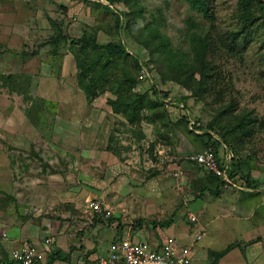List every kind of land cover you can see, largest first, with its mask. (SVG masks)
Segmentation results:
<instances>
[{
	"label": "rangeland",
	"instance_id": "rangeland-1",
	"mask_svg": "<svg viewBox=\"0 0 264 264\" xmlns=\"http://www.w3.org/2000/svg\"><path fill=\"white\" fill-rule=\"evenodd\" d=\"M206 4L210 18L187 0H0V233L35 243L85 230L103 248L112 233L102 227L124 224L118 214L94 218L88 198L113 209L128 202L143 229H195L186 208L200 192L215 195L205 190L208 172L188 158L205 148L190 121L214 137L228 133L234 170L257 182L242 198L252 208L240 210L264 222V10L255 0ZM194 33L211 41L206 61L219 79L207 88L190 63ZM84 34L137 59V67L126 59L134 82L120 89L121 66L101 73L94 62L86 75L97 94L88 97L76 63L92 52ZM178 50L186 62L175 63ZM118 89L140 96L133 122L111 109ZM244 117L251 130L234 137L229 127Z\"/></svg>",
	"mask_w": 264,
	"mask_h": 264
},
{
	"label": "crops",
	"instance_id": "crops-1",
	"mask_svg": "<svg viewBox=\"0 0 264 264\" xmlns=\"http://www.w3.org/2000/svg\"><path fill=\"white\" fill-rule=\"evenodd\" d=\"M159 160L162 161L163 159L160 158ZM204 176L206 184V173ZM209 184L215 185V182L213 181ZM205 190H208L209 193L215 196L212 198H210L211 196H202L200 198V195L203 194L200 192L198 199L194 203H190L186 208L187 214L192 212L197 218L196 222H189L190 224L196 225L195 229L191 230L189 227V229H185L186 227L183 226L179 228L184 229L182 233L174 225H167L165 228H159L157 226L155 230H152L150 225H145V238L147 239L145 232L147 233L151 229L153 231L152 238L150 239L152 244L160 242L161 239L170 235L176 237L182 244H190L195 239L196 234H202L201 238L195 242L193 264H264V222L260 221V219L255 221L252 218V212L247 214L240 210L242 207L245 210L250 207L252 208L251 204L254 203V200L251 201L250 199L242 198L244 194L248 195L247 192L255 194L254 188L237 189L235 187L225 188L220 186L215 191L212 187L206 189L205 186ZM140 193L142 194V192ZM209 193L206 194L209 195ZM144 194H146L147 200L150 201V195L147 192ZM87 200L92 199L88 198ZM117 206H119L117 207L118 209H114L115 216L119 214L122 208H125L128 214L132 210L128 202L123 204L118 203ZM86 208L90 211L87 205ZM92 214L90 211V215ZM92 216L98 219V216L95 214ZM102 228L104 234L109 236L112 233L109 236L110 239H113L117 234V229L115 228ZM163 229L171 230V234L166 235L162 231ZM83 232L82 236L80 235L81 232L78 233L81 237L77 239L73 233L64 236L56 232L53 233V236H45L42 240L37 239L34 244L41 255L42 264H81L79 262L80 260H84L83 264H95L97 257L103 253L112 239H109L106 246L102 248V244L95 246L90 241L91 237L95 236V234H88L85 230ZM172 232H176V234H172ZM7 235L9 240H4L0 236V261L2 262L7 261L10 249L19 240V238H14L8 233ZM56 236L59 238L58 241H56ZM47 237L52 238L50 245L45 244V238ZM105 238L107 237L105 236ZM105 238L104 241H106ZM81 245L82 248H80Z\"/></svg>",
	"mask_w": 264,
	"mask_h": 264
},
{
	"label": "built area",
	"instance_id": "built-area-1",
	"mask_svg": "<svg viewBox=\"0 0 264 264\" xmlns=\"http://www.w3.org/2000/svg\"><path fill=\"white\" fill-rule=\"evenodd\" d=\"M189 124L190 127H193L194 122L190 121ZM224 153L225 155H221L220 159L212 148L208 147L193 153L188 158L218 176L223 187L246 189L245 183L229 174L234 158L233 153L227 148ZM87 207L93 213L92 215L95 214L99 219L106 220L115 216L114 209L105 202L87 200ZM117 216L124 226L117 231L103 253L97 257L95 264H193L195 242L201 238L202 234H196L190 244H182L171 235L152 244L145 238L144 229L138 227L136 221H131L128 218L125 208L120 209ZM187 218L190 223L197 220L192 212L187 214ZM0 236L4 240H9L6 232H2ZM51 242V237L45 238V244L50 245ZM79 262L83 264L84 260ZM0 264H42V262L36 245L23 238L12 246L7 261H0Z\"/></svg>",
	"mask_w": 264,
	"mask_h": 264
},
{
	"label": "trees",
	"instance_id": "trees-1",
	"mask_svg": "<svg viewBox=\"0 0 264 264\" xmlns=\"http://www.w3.org/2000/svg\"><path fill=\"white\" fill-rule=\"evenodd\" d=\"M111 2L112 0H108ZM119 1V0H117ZM126 2H130L131 0H124ZM191 8L200 10L205 17L210 18L211 14H209V11L207 9L206 0H187ZM247 0H244V3H246ZM256 5L259 9L264 10V0H255ZM263 24H264V20ZM246 24V22H245ZM208 35L200 36L198 34H192L191 36V46L190 50L192 52V61L191 66L194 64H198L200 68V76L203 81V84L205 83L206 88L213 83V81H216L219 79L218 72L215 67L210 66L209 63L206 61V54L208 52V48L210 46L211 41L208 38ZM81 42L88 44L85 46H90L91 51L89 52L86 57V63H83L79 57L76 58V63L78 68L80 69L79 75L86 79V83L83 86L84 92L86 95L90 98H93L96 96V92L93 91V88L91 87V83L94 81V77L88 78L86 75V71L91 68V66L94 64V62H100V69L101 73L106 71V68L108 65H113V63H117L121 66V77L118 79L119 82V88L125 89V85H129L134 82L135 80V74L132 73L130 70V67L128 63L126 62V59H130L131 64L133 63L134 67L138 66L137 59L132 58L131 55L125 50V48L117 44L115 42L107 43L104 45H100L95 43L94 38H89L85 34L82 35V37L79 39ZM164 46H166L167 39L165 38L164 41H162ZM169 54L175 56V52H171V50L168 51ZM178 58L174 59L176 64H181V62H186V58L188 57V53H182L180 50L177 51ZM117 58H122V60H118ZM180 62V63H179ZM174 63V64H175ZM208 63V64H207ZM132 65V66H133ZM204 86V87H205ZM118 89L116 92V98L111 100L109 99L108 102L111 106V109L115 111L116 113H123L124 116H126V119H128L130 122H133L137 116H138V105L137 100L140 99L139 95H134L130 97L127 94L121 93V90ZM159 93V92H158ZM221 91L218 92L220 95ZM186 119V118H184ZM189 121H187L188 123ZM249 120L247 118H239L236 123H234L231 127H229V132L231 131L233 136H237L240 134V131H244L246 133H249L251 128H249ZM193 131L194 134L197 135L205 148H212L215 155L221 159V155L219 154L220 150L225 151V148L230 150L233 153V162L231 163V168L229 170V174L231 177H237L239 180H241L243 183H245V186L247 188H255L257 186V182L253 179H251L249 173H244L239 171L238 169L234 170L233 166L236 162L235 160V153L234 149L232 147L231 141L229 140V137L227 136V132L223 131L221 132L219 137H214L211 132L214 130L210 127L206 130L201 131V128L198 127V125L193 124ZM221 128V127H220ZM222 129V128H221ZM196 130V132H195ZM198 130V131H197ZM200 130V132H199ZM237 131V133H236ZM234 136V137H235ZM204 148V149H205ZM237 161V160H236ZM194 162V161H193ZM195 163V162H194ZM207 183L206 189L210 186L209 183L215 182V191L219 189L220 186H223V183L221 179L213 174L210 171H207ZM222 254V253H220Z\"/></svg>",
	"mask_w": 264,
	"mask_h": 264
}]
</instances>
